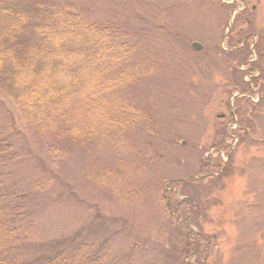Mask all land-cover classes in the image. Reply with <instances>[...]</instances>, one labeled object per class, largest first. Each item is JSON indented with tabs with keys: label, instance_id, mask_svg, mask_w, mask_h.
Returning a JSON list of instances; mask_svg holds the SVG:
<instances>
[{
	"label": "rangeland",
	"instance_id": "1",
	"mask_svg": "<svg viewBox=\"0 0 264 264\" xmlns=\"http://www.w3.org/2000/svg\"><path fill=\"white\" fill-rule=\"evenodd\" d=\"M10 1L73 2L118 25L139 44L130 69L143 71L121 99L144 119L107 126L103 143L54 141L63 152L55 160L46 152L53 140L41 139L0 89V125L20 155L10 182L50 177L18 259L75 235L115 261L173 264L191 230L204 236L207 264H264V0ZM105 169L143 197L125 203L114 184L100 186L91 176Z\"/></svg>",
	"mask_w": 264,
	"mask_h": 264
},
{
	"label": "trees",
	"instance_id": "2",
	"mask_svg": "<svg viewBox=\"0 0 264 264\" xmlns=\"http://www.w3.org/2000/svg\"><path fill=\"white\" fill-rule=\"evenodd\" d=\"M138 51L139 44L118 25L86 16L76 3L25 7L0 0V89L41 139L53 140L46 151L53 160L63 155L54 141L103 143L107 126L118 131L144 119L139 118L144 117L141 109L121 99L122 90L143 75L130 69ZM5 131L0 125V264H145L130 258L115 261L108 248L97 249L75 235L68 244L56 243L19 260L31 236L32 209L44 197L50 177L25 187L10 182V168L20 155ZM107 172L112 173L105 169L91 177L102 187L114 184L111 189L125 203L143 197L121 174L109 179ZM202 237L200 232H182L173 264H207ZM163 259L158 264H167Z\"/></svg>",
	"mask_w": 264,
	"mask_h": 264
},
{
	"label": "water",
	"instance_id": "3",
	"mask_svg": "<svg viewBox=\"0 0 264 264\" xmlns=\"http://www.w3.org/2000/svg\"><path fill=\"white\" fill-rule=\"evenodd\" d=\"M192 47L195 48V49H200L201 48V45L196 43V42H193L192 43Z\"/></svg>",
	"mask_w": 264,
	"mask_h": 264
}]
</instances>
